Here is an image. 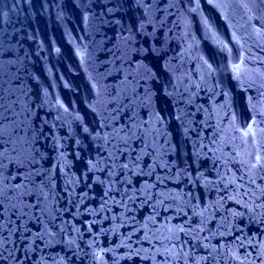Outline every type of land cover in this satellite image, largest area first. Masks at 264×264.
<instances>
[{
  "label": "water",
  "instance_id": "obj_1",
  "mask_svg": "<svg viewBox=\"0 0 264 264\" xmlns=\"http://www.w3.org/2000/svg\"><path fill=\"white\" fill-rule=\"evenodd\" d=\"M0 264H264V0H0Z\"/></svg>",
  "mask_w": 264,
  "mask_h": 264
}]
</instances>
